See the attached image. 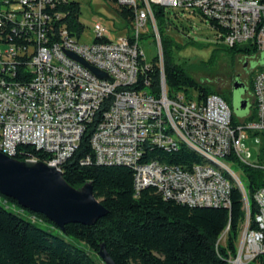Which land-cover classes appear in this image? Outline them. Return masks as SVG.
<instances>
[{
    "label": "built area",
    "instance_id": "2783aa9c",
    "mask_svg": "<svg viewBox=\"0 0 264 264\" xmlns=\"http://www.w3.org/2000/svg\"><path fill=\"white\" fill-rule=\"evenodd\" d=\"M109 1L116 11L131 10L129 22L120 18L121 26L114 32L94 19V40L83 44L78 41L83 29L70 32L62 22L61 8L69 0H0V152L14 158L19 146H33L49 156L43 163L61 172L86 129L94 125L90 135L94 162L130 167L135 196L152 187L163 199L181 205L228 209L235 186L242 197L244 221L230 263L256 262L264 257V187L253 195L257 212L252 228L248 192L221 160L264 171V165L248 162L250 154L242 143L244 133L264 132V60L252 80L256 112L252 121L233 125L231 109L214 94L204 100L182 93L170 98L153 10L161 8L163 20L166 10L196 15L208 23L221 45L251 44L256 53H264V0ZM148 27L156 49L150 60L139 47ZM69 53L108 79H99ZM153 66L160 73L159 93L148 91L147 80L146 89L133 90L138 73H149ZM19 69L30 77L27 82L14 80ZM147 146L167 152L184 146L202 162L188 170L157 160L142 162Z\"/></svg>",
    "mask_w": 264,
    "mask_h": 264
},
{
    "label": "trees",
    "instance_id": "16d2710c",
    "mask_svg": "<svg viewBox=\"0 0 264 264\" xmlns=\"http://www.w3.org/2000/svg\"><path fill=\"white\" fill-rule=\"evenodd\" d=\"M61 10L65 14L62 22L67 29L80 33L82 25L78 22V3L69 2ZM117 12L126 22L132 17L131 10L127 8H120ZM153 12L160 34L167 96L171 98L182 93L188 99L204 100L214 94L227 104L225 95L203 86L183 67L174 63L171 41L162 34L165 25L163 10L154 7ZM225 51L232 55L256 54L251 44L225 47ZM152 62H155L154 58ZM21 70H18L14 80L27 82L30 77L20 73ZM159 75L156 67L149 73H138L132 89H146L144 82L147 80L150 85L148 91L158 94ZM249 91L252 92V81ZM252 105L253 110L245 121L256 117L253 101ZM237 123L233 114L232 124ZM93 129L94 125L86 129L77 150L61 166V173L65 182L74 189L90 183L93 195L107 215L92 226L68 224L61 231L43 216L23 210L12 199L0 195V264H103L97 255L102 245L115 264H231L230 261L236 257L237 241L244 221L242 197L235 186L231 189L228 209L181 205L163 199L152 187L135 196L130 167L94 162L90 146ZM253 135L260 138V158L263 160L264 132ZM143 150L142 162L157 160L183 170L202 162L196 153L184 146L170 152L150 146ZM14 158L18 161L37 159L46 162L49 156L33 146L21 145ZM87 158H90L89 163L83 164ZM240 167L248 184L250 219L254 228L257 206L253 195L264 187V171L245 165ZM227 228L225 241L221 244L219 239ZM53 230L58 234H54ZM72 239L76 245L70 241ZM263 263L264 257L261 256L256 262L248 264Z\"/></svg>",
    "mask_w": 264,
    "mask_h": 264
},
{
    "label": "rangeland",
    "instance_id": "374dc122",
    "mask_svg": "<svg viewBox=\"0 0 264 264\" xmlns=\"http://www.w3.org/2000/svg\"><path fill=\"white\" fill-rule=\"evenodd\" d=\"M79 5L78 22L82 25V34L78 41L83 44H90L94 40L92 31L94 19L98 20L104 26L114 29V32L121 26V20L116 11V6L109 0H69ZM164 19L165 25L162 28L163 37L170 39L172 45V55L175 64L183 67L189 76L200 82L203 86L216 90L221 95L228 98V106L234 114L237 121L244 120L253 110L252 92L249 91V85L241 89L239 93L232 91V77L229 73H243L242 63L235 65L232 61V54L225 51V46L221 45L216 37V33L210 29L207 22L196 15L187 12L166 10ZM117 33V32H116ZM139 47L144 51L147 60H150L156 54L153 45L151 29L148 27L142 31L139 40ZM264 53H256L252 56L250 67L259 69L263 64ZM253 76L250 79V83ZM245 91V93H244ZM196 94V93H195ZM195 96V95H194ZM248 102L245 110L239 109V98ZM243 146L250 154L248 162L250 164L264 165V159L260 158L261 142L257 141L256 136L244 133ZM229 169L239 178L243 188L247 191V180L242 168L236 162L228 159H222ZM248 192V191H247ZM250 199V197H249ZM47 229L45 225H41ZM54 234L58 231L53 230ZM226 234L223 232L220 243L223 244ZM75 245V240H70Z\"/></svg>",
    "mask_w": 264,
    "mask_h": 264
},
{
    "label": "water",
    "instance_id": "95a60500",
    "mask_svg": "<svg viewBox=\"0 0 264 264\" xmlns=\"http://www.w3.org/2000/svg\"><path fill=\"white\" fill-rule=\"evenodd\" d=\"M68 55L99 79H108L105 73L91 67L81 58L72 53ZM241 89H244L242 84H233L235 92ZM247 106L246 100L239 101L240 110H245ZM0 195L12 199L23 210L43 216L61 231L68 224L92 226L107 215L93 195L90 183L74 189L54 166L39 161H18L1 152ZM97 255L103 264H115L104 245L99 248Z\"/></svg>",
    "mask_w": 264,
    "mask_h": 264
},
{
    "label": "flooded vegetation",
    "instance_id": "af4514ba",
    "mask_svg": "<svg viewBox=\"0 0 264 264\" xmlns=\"http://www.w3.org/2000/svg\"><path fill=\"white\" fill-rule=\"evenodd\" d=\"M232 61L234 63V65L237 62H241L242 63V72L243 73H229L230 76L232 77V91H231V96H234V90H233V84L235 82H238L240 84H242L244 86V89L248 87V85L250 84V79L252 76H254L255 71L258 69H254L253 67H250V64L252 62V56L249 55H245L243 53H236L232 55ZM237 93L240 92V90L236 91ZM244 97H240L239 101L243 100Z\"/></svg>",
    "mask_w": 264,
    "mask_h": 264
}]
</instances>
